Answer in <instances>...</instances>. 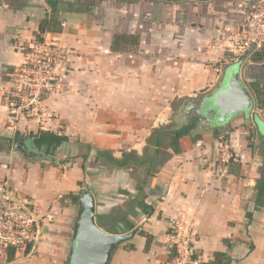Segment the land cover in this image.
Listing matches in <instances>:
<instances>
[{
  "label": "crops",
  "instance_id": "1",
  "mask_svg": "<svg viewBox=\"0 0 264 264\" xmlns=\"http://www.w3.org/2000/svg\"><path fill=\"white\" fill-rule=\"evenodd\" d=\"M50 1L0 0V95L9 88L7 71L23 63L37 38L71 51L66 89L45 94L50 117L14 118L0 98V185L29 203L41 228L24 260L7 247L0 264H67L78 202L64 196L84 190L96 198L103 229L139 228L110 264H167L175 254L170 226L181 216L193 223L201 264L217 252L229 264H264V132L253 116L264 119L254 90L264 85V61L239 64L221 34L223 26L237 30L242 0H52L60 25L41 32ZM237 68L253 108L198 127L195 118L207 116L202 100ZM176 124L189 131L180 151L169 147L171 135L153 134ZM41 129L67 139L37 149L32 136ZM225 135L234 156L218 177L205 163L218 158ZM155 138L161 143L149 142ZM99 150L116 158L133 152L142 167L109 169ZM138 183L150 213L136 204Z\"/></svg>",
  "mask_w": 264,
  "mask_h": 264
},
{
  "label": "built area",
  "instance_id": "2",
  "mask_svg": "<svg viewBox=\"0 0 264 264\" xmlns=\"http://www.w3.org/2000/svg\"><path fill=\"white\" fill-rule=\"evenodd\" d=\"M242 20L237 30L223 26L221 34L229 39L228 51L233 60H250L256 51L264 49V0H242L239 3ZM65 25V24H63ZM71 51L58 44L36 40L19 66L6 73L9 88L0 95L4 106L14 118L41 120L50 114L44 105L45 94L62 92L65 62ZM229 140L218 141V158L205 163L213 174L226 176L221 170L232 158ZM39 218L29 203L17 197L8 185H0V249L12 247L22 254L34 250L40 236ZM193 223L181 216L170 226L169 236L175 250L167 264H200L192 245Z\"/></svg>",
  "mask_w": 264,
  "mask_h": 264
},
{
  "label": "water",
  "instance_id": "3",
  "mask_svg": "<svg viewBox=\"0 0 264 264\" xmlns=\"http://www.w3.org/2000/svg\"><path fill=\"white\" fill-rule=\"evenodd\" d=\"M240 64L241 61H238ZM254 106L250 88L241 79L239 68L226 72L220 86L202 100V115L213 113L216 122H226L238 113H247ZM194 107V106H193ZM256 125L263 129L264 119L253 115ZM96 198L91 191H82L73 223V239L67 264H110L114 252L131 239L139 228L128 233H111L97 223Z\"/></svg>",
  "mask_w": 264,
  "mask_h": 264
},
{
  "label": "trees",
  "instance_id": "4",
  "mask_svg": "<svg viewBox=\"0 0 264 264\" xmlns=\"http://www.w3.org/2000/svg\"><path fill=\"white\" fill-rule=\"evenodd\" d=\"M53 6V12L50 16H46L41 24V32L45 31L46 29H57L60 25V21L56 18V10L55 5L56 3L54 1H50ZM125 36V35H124ZM37 40H43V38H37ZM253 62H261L264 61V49L256 51L252 54V56L249 58ZM256 93V100H257V107L264 111V85L263 86H256L254 88ZM181 125L176 126H169V127H163L159 128L153 131L154 135H163V134H169L171 135L170 145L169 147H172L175 151H180V139L189 133L188 129L180 127ZM227 137V135H225ZM32 143L34 146H36L37 149H42L43 147H46L47 150H51L59 146L63 141H65L67 138L65 136H60L59 134L48 131V130H40L37 134L32 136ZM150 143H161V141H156V138L154 140L150 139ZM158 144V145H159ZM98 160H103L104 164L109 169L114 168H125V167H131V168H138L142 167L141 163L138 161L141 159L139 156H134L133 152L125 154L122 158H116L113 156V154L108 150H99L98 151ZM153 161L154 159L151 158ZM144 164V162H142ZM140 172H135L134 175H138ZM152 174V171L146 170L145 175ZM81 184V183H80ZM138 190L139 195L137 196L136 204L141 206L142 209L146 211V213H150L151 207L147 205L145 202L146 194H143V188L141 187L140 183H138ZM64 197H68L77 204L80 194H67ZM128 230L133 229V224L128 222L127 226ZM14 252V250H13ZM201 264V263H200ZM204 264V263H202ZM211 264H229V259L227 258V254L223 252H217L215 254V259L211 261Z\"/></svg>",
  "mask_w": 264,
  "mask_h": 264
},
{
  "label": "flooded vegetation",
  "instance_id": "5",
  "mask_svg": "<svg viewBox=\"0 0 264 264\" xmlns=\"http://www.w3.org/2000/svg\"><path fill=\"white\" fill-rule=\"evenodd\" d=\"M195 121H197V126L204 129H208L210 127H215L213 124L214 121V114H208L207 116H199L195 118Z\"/></svg>",
  "mask_w": 264,
  "mask_h": 264
}]
</instances>
